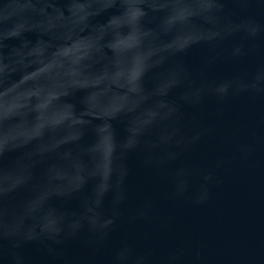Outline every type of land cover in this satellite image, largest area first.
I'll return each instance as SVG.
<instances>
[{"label": "water", "instance_id": "obj_1", "mask_svg": "<svg viewBox=\"0 0 264 264\" xmlns=\"http://www.w3.org/2000/svg\"><path fill=\"white\" fill-rule=\"evenodd\" d=\"M0 264H264V0H0Z\"/></svg>", "mask_w": 264, "mask_h": 264}]
</instances>
